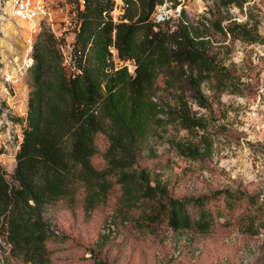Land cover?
I'll return each mask as SVG.
<instances>
[{"label": "trees", "instance_id": "obj_1", "mask_svg": "<svg viewBox=\"0 0 264 264\" xmlns=\"http://www.w3.org/2000/svg\"><path fill=\"white\" fill-rule=\"evenodd\" d=\"M73 1L76 21L70 62L63 64V41L48 30L38 32L33 44L26 114L17 118L21 138L13 155L14 183L6 180L0 166V233L11 257L52 264L46 246L52 234L43 219L44 209L59 200L72 201L82 190L83 208L89 213L105 202L114 185L120 188L118 213L129 218L136 211L138 215L130 219L138 228L165 221L173 230L194 226L208 231L212 212L206 199L170 197L161 186L151 184L137 158L168 127L188 133L205 130V122L192 108L210 106L202 83L218 92L230 88L229 94L254 96L258 65L248 56L250 82L235 83L212 50L207 28L188 23L184 11L177 24L151 20L155 6L165 0H129L116 22L109 16L110 0ZM220 1L224 6L243 5V0ZM214 27L232 39L264 42L256 29L245 24L222 27L218 22ZM112 47L120 65L111 60ZM126 61H132V70ZM98 135L106 140L102 152ZM199 138L198 144L174 140L171 144L180 154L196 156L200 147L206 150L211 145L204 132ZM97 154L104 162L100 169L91 161ZM191 207H196V215ZM258 209L263 213L262 207ZM256 215L240 216L244 233L255 234L251 225Z\"/></svg>", "mask_w": 264, "mask_h": 264}, {"label": "rangeland", "instance_id": "obj_2", "mask_svg": "<svg viewBox=\"0 0 264 264\" xmlns=\"http://www.w3.org/2000/svg\"><path fill=\"white\" fill-rule=\"evenodd\" d=\"M8 1L0 0V61L11 68L24 58L27 24L11 16ZM220 2L183 0L184 19L200 29L207 28L212 50L218 52L217 59L229 70L235 83L239 80L246 84L250 82L245 67L248 56L257 65L260 62L254 48L249 42L217 31L214 26L218 22L222 27L231 22L245 24L264 37V0H243L242 7L224 6ZM51 6L53 25H42L39 32L54 30L53 35L63 45H70L74 40L76 3L51 0ZM115 55L111 52V60L117 66L121 62ZM126 65L133 69L132 61H126ZM201 88L209 97L210 106L203 109L193 104L192 108L205 122V130L188 133L168 127L160 139L149 143L150 150L139 154L137 166L146 169L151 184L161 186L170 197L206 199L212 212L210 229L200 232L191 226L173 230L165 221L138 228L130 219L138 215L136 211L129 218L117 211L118 185L113 186L105 202L86 213L83 191L79 190L74 200H59L42 213L52 234L46 243L52 264H264V120L255 122L248 118L246 105L237 95L229 94L230 88L218 92L206 82ZM27 92L25 77L18 92L21 100ZM17 118H21L14 116L20 126L14 128L13 144L8 148L2 145L5 135L3 128L0 129V166L10 184L14 183L13 155L21 138ZM203 132L211 145L206 150L200 147L196 156L180 154L171 144V140L198 144L199 134ZM96 142L102 152L106 140L98 135ZM91 161L97 169L104 165L100 154ZM191 210L196 215V207ZM255 213L251 225L255 234L244 233L240 216ZM0 264H31L11 257L2 233Z\"/></svg>", "mask_w": 264, "mask_h": 264}, {"label": "built area", "instance_id": "obj_3", "mask_svg": "<svg viewBox=\"0 0 264 264\" xmlns=\"http://www.w3.org/2000/svg\"><path fill=\"white\" fill-rule=\"evenodd\" d=\"M78 1L80 3L82 2V0ZM110 1L112 3V9L109 16L112 21L116 22L120 20L123 12L128 7L129 0ZM182 1L183 0H165L163 3L157 4L150 16L151 20L161 24L165 22L169 24L178 23L182 20ZM8 5L11 16L27 24L25 25L27 46L24 58L20 64H16V66L10 68L9 66L3 65L2 61H0V129L3 128V133L5 135V139L2 142L4 148H8L9 144H13L12 133L15 132L14 128L17 127V125L20 126L19 123L14 120V116L23 118L26 114V105L24 101L20 99L18 92L21 82L26 77L27 70L33 62L32 48L35 37L42 25L48 27L53 25L51 0H9ZM51 31L54 33V30ZM251 46L255 50L254 55L260 60L258 65L259 83L254 96L238 97L243 106L246 105L245 114L247 117L255 122H260L264 120V42L253 43ZM60 49L63 54V62L68 64L71 58L70 45L62 44ZM110 51L116 54L113 47ZM254 64L256 63L254 62Z\"/></svg>", "mask_w": 264, "mask_h": 264}, {"label": "crops", "instance_id": "obj_4", "mask_svg": "<svg viewBox=\"0 0 264 264\" xmlns=\"http://www.w3.org/2000/svg\"><path fill=\"white\" fill-rule=\"evenodd\" d=\"M26 98H27V95L25 94L24 97H23V100H24V103L26 104ZM21 134V133H20Z\"/></svg>", "mask_w": 264, "mask_h": 264}]
</instances>
